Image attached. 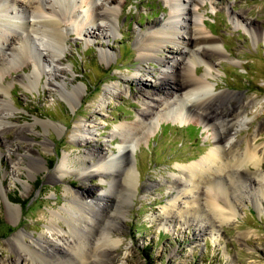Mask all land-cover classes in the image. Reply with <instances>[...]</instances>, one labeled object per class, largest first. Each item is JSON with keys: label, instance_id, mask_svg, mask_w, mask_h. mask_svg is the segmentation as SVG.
Listing matches in <instances>:
<instances>
[{"label": "rangeland", "instance_id": "374dc122", "mask_svg": "<svg viewBox=\"0 0 264 264\" xmlns=\"http://www.w3.org/2000/svg\"><path fill=\"white\" fill-rule=\"evenodd\" d=\"M113 5L118 9L113 33L107 21L102 22L106 27L101 29L87 27L92 30L91 38L77 33L73 24L65 26L66 50L53 71L46 65L44 69L34 67L40 54L30 41L24 63L3 68L2 85L10 92H0V99L10 101L14 115L7 119L8 124L0 123V264H31L32 260L59 264L54 259L26 255L25 251H20V258L10 239L19 231L27 233L28 241L41 235L51 239V213L60 212L73 198L66 194L65 187L88 194L83 183L111 198L122 196L120 206L125 214L121 211L120 230L114 233V239L120 241L117 245L112 248L99 237L100 224L84 230V245H110L106 250L99 247L104 258L112 256L110 264H264V181L261 184L254 176L256 167L247 164V169L238 171L233 167L239 181L235 179L228 193L231 204L220 201L233 211L226 221L183 213L188 210L187 202L196 198L189 192L180 194L174 213L168 216L164 211L177 194L169 188L170 181L180 180L182 167L215 148V131L197 117L182 124L172 113L160 111L153 121V133L140 135L130 143L132 167L139 178L133 194L119 191L118 181L121 175L125 177L121 168L109 171L108 180L116 177L111 192H107L109 184L96 175H77L85 167L82 163L90 161L84 157L87 151L118 154L124 143L119 135L112 136L114 131L117 126L139 120L147 95L158 91L156 83L162 76L157 58H142L138 41L149 27L167 23L172 14L170 0H114ZM196 13L198 24L218 40L226 55L219 58L210 51L215 67L207 69L205 62L198 61L194 68L198 76L208 70L216 92H237L255 101L244 114L245 125L237 133V146L243 152L258 130L255 145L264 175V0H204ZM179 24L184 25L182 21ZM257 29L261 31L259 37L252 33ZM179 36L188 37L184 32ZM13 37L17 39L16 34ZM178 53L177 45L167 44L157 56L170 59ZM34 70L39 72L40 83L30 89L26 77ZM38 154L47 160V169L36 166L28 173L30 157ZM64 156L70 159L71 173L62 180L51 179ZM18 159L20 165H16ZM198 193L204 196V192ZM7 198L20 206L19 215L9 210ZM58 221L70 230L69 220Z\"/></svg>", "mask_w": 264, "mask_h": 264}, {"label": "bare ground", "instance_id": "6f19581e", "mask_svg": "<svg viewBox=\"0 0 264 264\" xmlns=\"http://www.w3.org/2000/svg\"><path fill=\"white\" fill-rule=\"evenodd\" d=\"M203 1L170 0L172 14L167 23L151 26L144 35L139 37L142 58L145 60L157 58L161 65L162 76L160 75L156 83L159 86L158 91L149 95L145 93L148 99L144 102L139 120L117 126L118 129L112 136L119 135L121 144L124 143L119 148L118 154L98 152L96 155V151H87L84 157L89 158L90 161L82 163L85 167L77 171V175L80 177L85 174L96 175L102 182L109 184L107 192H111L110 186L114 185L116 177L113 176L111 180H108L109 171L116 167L121 168L125 177L121 175L122 178L118 181L120 182L119 191L133 194L139 185V178L132 167L130 143L140 138L138 137L140 135L151 133L154 127L153 121L160 111L172 113L182 124L197 117L215 131V148L198 161L182 167L180 180L170 181L169 188L174 189L177 194L171 202L172 205L166 207L164 211L168 216L174 213L180 194L189 192L196 198L187 202L188 210L183 213H191L194 217L212 216L223 222L233 215V211L230 207L222 206L220 201L231 204L228 193L235 186V179L239 181L238 169H247V164L256 167L254 176L261 184L264 181V175L260 171L262 159L255 145L258 130L247 141L248 143L246 142L243 152L239 151L237 146L239 144L237 133L240 127L245 125L244 114L249 105H254L255 101L249 100V97L246 100L237 92H216V88L213 90L214 86L208 79L210 75L208 70L202 76H198L194 68L198 61L205 62L207 69L215 67V63L210 61V51L216 52L219 58L226 55L222 52L218 40L206 34L197 22L196 10ZM113 4L114 0H0V62L2 65L0 66V92L3 95L9 94V88L2 85L1 73L3 68L11 69L15 65L24 63L22 58L30 49L27 42H32L39 50L40 59L36 61L37 63L35 62L34 67L37 65L44 69L46 65L50 71H53L66 50L65 26L73 24L77 33L91 38L92 30L87 27L97 26L101 29L106 27L102 22L107 21L109 30L112 33L115 32L118 24V9ZM82 14L84 17L80 21ZM181 21L183 26L179 24ZM181 32L188 37H180ZM252 33L256 37L261 36L260 29L252 30ZM13 34H16V40H13ZM167 44L177 45L179 53L170 59L158 58V53ZM26 79L28 88L36 87L40 83L39 72L35 73L34 70L33 74ZM139 81L148 86L143 80ZM58 84L64 87L61 83ZM0 104V123L8 124L7 119L14 115V111L8 99H0ZM44 144L47 146L46 141ZM30 160L32 163L28 173H32L36 166L47 169V160L40 154L30 157ZM19 161L18 159L16 165H20ZM69 165V157L64 156L51 175V179H64L71 173ZM233 167H236L237 171ZM227 179L230 184H225ZM83 186L89 190L88 194L81 195L73 191L71 186L65 187L66 194L72 195L73 198L67 201L60 212L51 213V239L41 235L37 239L32 237V240L28 241L26 232L19 231L14 234L10 242L18 250L20 258L23 257L20 251H25L26 255L45 257L46 260L51 261L54 259L53 261L59 264H64L67 260H72L71 264L73 262L75 264H110L109 260L112 256H108L107 253L108 255L106 254L104 258L103 252L99 250V247L106 250L109 244L98 246V243L94 246L88 245L89 247L84 245L83 238L86 239L84 235L87 234L84 230H90L95 224H100L102 231L99 232V237L111 243L109 246L112 248L113 245H117L120 241L114 239V233L120 230L118 219L123 217V213L125 214L120 206L122 196L111 198L107 193L97 192L98 190L88 187L86 183H83ZM199 191L204 192V196L201 194L199 197ZM7 201L9 210H12L14 214H20V206L12 204L8 198ZM204 207L208 209V212L203 213ZM180 211L183 216L182 209ZM79 217L82 219L80 220ZM63 218L69 220L67 226L70 230L68 231L58 225V219ZM54 224H57L59 228ZM70 234H74L75 237L67 236ZM43 251H45L44 254ZM31 264L37 263L32 260Z\"/></svg>", "mask_w": 264, "mask_h": 264}]
</instances>
